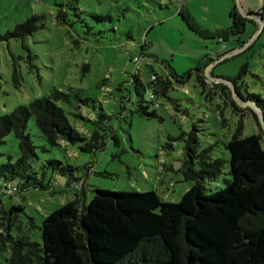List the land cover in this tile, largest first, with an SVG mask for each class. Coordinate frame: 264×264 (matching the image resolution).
I'll use <instances>...</instances> for the list:
<instances>
[{
	"label": "rangeland",
	"instance_id": "obj_1",
	"mask_svg": "<svg viewBox=\"0 0 264 264\" xmlns=\"http://www.w3.org/2000/svg\"><path fill=\"white\" fill-rule=\"evenodd\" d=\"M176 1L0 0V116L55 88L77 92L88 101L84 106L87 111L107 117L101 126L92 125L77 120L69 113V106L61 105L69 122L87 140L95 131L100 134L104 146L93 154L81 152L79 142L49 147L31 117L27 132L38 158L33 166L44 188L16 193L0 187V208L21 205L24 213L17 214L23 221L26 216L33 217L40 227L45 216L77 196L81 203L88 204L95 188L153 191L162 201L178 202L193 185L185 180L181 166L182 133L196 135L197 152L211 148L212 159L225 161L215 181H204V193L225 186L230 179L225 145L240 115L226 105L217 90L210 89L214 82L204 75L208 86L203 90L194 74L183 84L171 80L166 97L156 98L160 104L155 110L157 116L146 118L136 109L153 89L141 90L142 96H137L133 76L138 74L143 83L153 74L166 78L168 72H174L180 76L205 56L209 66L219 62L223 52L241 50L216 63L211 76L230 82L242 72L236 81L240 92L264 98V32H258V20L246 18L260 11L263 0ZM179 9L201 34L189 28ZM231 11L237 19H246L244 27L238 34L223 36L225 40L219 44L216 37L232 26ZM33 17L42 18L41 29L19 38L12 35L17 25ZM134 57L140 62L133 63ZM221 84L232 92L231 82ZM231 99L235 100L232 95ZM241 120L243 136L259 133L249 114ZM18 156V143L11 133L0 146V164L7 163L8 157L14 162ZM47 160L74 168L76 182L67 186L68 176L52 172V166H45ZM29 235L34 242H41L38 229H32Z\"/></svg>",
	"mask_w": 264,
	"mask_h": 264
},
{
	"label": "trees",
	"instance_id": "obj_2",
	"mask_svg": "<svg viewBox=\"0 0 264 264\" xmlns=\"http://www.w3.org/2000/svg\"><path fill=\"white\" fill-rule=\"evenodd\" d=\"M167 1L177 4L176 0ZM178 13L190 29L201 34L190 24L182 9ZM249 15L262 17L261 32H264V0L260 11ZM230 17L232 26L216 37L222 43L223 36L238 34L244 27L246 19H237L233 11ZM41 19L26 20L16 26L12 35L18 38L31 35L43 27ZM233 51L235 49L223 52L219 60ZM206 59L205 56L194 69L180 76L174 72H168L166 78L153 74L154 80L150 77L143 83L138 74L134 75L136 95L140 97L141 90L152 88L154 96L153 100L142 99L136 113L141 117H156L155 110L160 106L156 98L166 97L171 80L183 84L194 74L197 86L205 90L208 86L204 78ZM240 75L229 80L233 92L243 103H254L264 120V98L247 91L242 94L236 82ZM262 87L264 89V81ZM210 89L217 90L226 105L240 115L237 127L225 145L229 154L230 179L225 181L223 188L204 193V181H215L221 175L225 161L212 159L211 148L197 152L196 135L182 133L184 160L181 166L185 180L192 181L193 185L178 202L162 201L153 191L111 192L95 188L88 204L81 203L77 196L45 216L40 227L35 225L33 217L26 216L23 221L17 214L24 213L21 205H13L9 210L0 208V264H264V134L253 109L242 108L231 99L232 92L227 86L214 83ZM87 103L71 89L53 88L48 95L0 116V146L12 133L19 151L16 161L12 162L8 157L7 163L0 164V185L3 184L0 187L16 193L44 188L42 181L36 178L33 166L38 158L27 132L31 117L49 147L79 142L83 153L93 154L101 149L104 142L100 134L95 131L87 140L72 126L61 107L62 104L69 106L72 110L69 113L77 120L101 126L106 115L87 111L84 108ZM245 114L251 116L258 134L242 135L241 117ZM170 141L175 140L171 138ZM45 166H52V172L68 176L67 186L75 181V169L71 166L57 160H47ZM13 181H16L15 187ZM32 229H38L40 243L30 238Z\"/></svg>",
	"mask_w": 264,
	"mask_h": 264
},
{
	"label": "water",
	"instance_id": "obj_3",
	"mask_svg": "<svg viewBox=\"0 0 264 264\" xmlns=\"http://www.w3.org/2000/svg\"><path fill=\"white\" fill-rule=\"evenodd\" d=\"M246 18H249V19H256V20L259 21V24H260V25H259V29H258L259 31H258V32L260 33L261 30H262V23H263V22H262V17H261L260 15L258 16V15H249V14H248V15H246ZM239 51H241V50H239ZM239 51H238V52L231 53V54H228V55H226V56H223V57L219 60V62H221L222 60H226V59L232 57L233 55L239 53ZM219 62L211 63L209 66L207 65V66L205 67V70H204V75H205L206 77H208L209 80L212 81V82H214V83H226V84H230V82H228V81L225 80V79L214 78V77L211 76V75H212V74H211V69H212V67H213L214 65H216V63H219ZM231 87H232V85H231ZM232 96H233V98L235 99V101L237 102V104H238L239 106H242V107H250V108L253 109V111H254L255 114L257 115L259 126H260V128H261V130L263 131V134H264V120H263V116H262V113H261L260 109H259L258 107H256L254 103H251V102H245L244 104L239 103L237 96H236L235 93L233 92V87H232ZM176 166H177V167L180 166V163H177Z\"/></svg>",
	"mask_w": 264,
	"mask_h": 264
},
{
	"label": "built area",
	"instance_id": "obj_4",
	"mask_svg": "<svg viewBox=\"0 0 264 264\" xmlns=\"http://www.w3.org/2000/svg\"><path fill=\"white\" fill-rule=\"evenodd\" d=\"M218 43H219V44L222 43L221 39L218 40ZM223 49H225L224 46H223ZM132 61H133V63H135V64H136V63H139V62H140V58H138V57H134V58L132 59ZM154 79H155V77L152 76V77H151V80H154ZM148 97H149V100H153V99H154V96H153L152 93H150ZM156 106H157V105H156Z\"/></svg>",
	"mask_w": 264,
	"mask_h": 264
}]
</instances>
